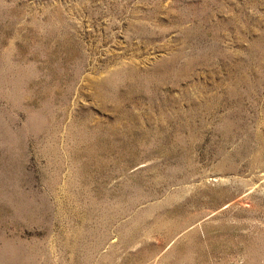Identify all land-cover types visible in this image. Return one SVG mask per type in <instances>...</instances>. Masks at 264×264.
<instances>
[{
    "label": "rangeland",
    "instance_id": "obj_1",
    "mask_svg": "<svg viewBox=\"0 0 264 264\" xmlns=\"http://www.w3.org/2000/svg\"><path fill=\"white\" fill-rule=\"evenodd\" d=\"M0 264H264V0H0Z\"/></svg>",
    "mask_w": 264,
    "mask_h": 264
}]
</instances>
